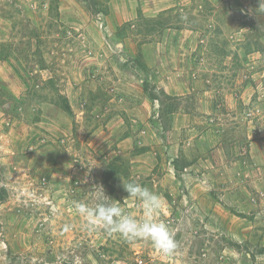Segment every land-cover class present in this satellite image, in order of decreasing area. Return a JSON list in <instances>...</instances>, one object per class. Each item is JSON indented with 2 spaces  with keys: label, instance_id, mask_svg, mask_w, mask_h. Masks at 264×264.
<instances>
[{
  "label": "rangeland",
  "instance_id": "obj_1",
  "mask_svg": "<svg viewBox=\"0 0 264 264\" xmlns=\"http://www.w3.org/2000/svg\"><path fill=\"white\" fill-rule=\"evenodd\" d=\"M122 180L173 256L75 214ZM0 264H264V0H0Z\"/></svg>",
  "mask_w": 264,
  "mask_h": 264
},
{
  "label": "clouds",
  "instance_id": "obj_2",
  "mask_svg": "<svg viewBox=\"0 0 264 264\" xmlns=\"http://www.w3.org/2000/svg\"><path fill=\"white\" fill-rule=\"evenodd\" d=\"M123 183L127 197L138 202L139 217L127 212L120 203L93 195L94 203L75 202L74 212L82 218L83 225L90 229H103L108 234H118L128 242L143 240L150 242L159 253L171 257L178 245L168 225L160 219L165 210V202L155 192L138 182ZM68 230V226H65Z\"/></svg>",
  "mask_w": 264,
  "mask_h": 264
},
{
  "label": "built area",
  "instance_id": "obj_3",
  "mask_svg": "<svg viewBox=\"0 0 264 264\" xmlns=\"http://www.w3.org/2000/svg\"><path fill=\"white\" fill-rule=\"evenodd\" d=\"M248 115H251V113H249ZM138 262L139 263H143V260L142 259H139Z\"/></svg>",
  "mask_w": 264,
  "mask_h": 264
}]
</instances>
